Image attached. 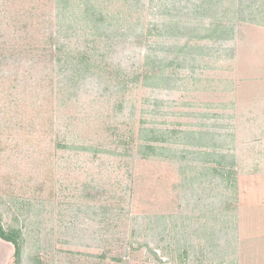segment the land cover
<instances>
[{"label":"rangeland","instance_id":"1","mask_svg":"<svg viewBox=\"0 0 264 264\" xmlns=\"http://www.w3.org/2000/svg\"><path fill=\"white\" fill-rule=\"evenodd\" d=\"M82 1L59 36L56 0H0V214L22 264H264V0H232L245 5L232 39L191 40L196 61L152 87L147 51L187 43L158 24L175 0L124 14L114 1L118 39L91 36ZM142 128L233 155L229 180L202 159L141 156ZM14 263L0 238V264Z\"/></svg>","mask_w":264,"mask_h":264},{"label":"trees","instance_id":"2","mask_svg":"<svg viewBox=\"0 0 264 264\" xmlns=\"http://www.w3.org/2000/svg\"><path fill=\"white\" fill-rule=\"evenodd\" d=\"M56 1V11L60 12V14L57 16L56 20L58 25L55 27L56 30L54 32L58 33L60 36L62 32H67L66 26L76 24L77 14L75 15L74 13L71 0ZM114 1H121L123 3V8L118 10L120 14H124V12L129 9V2H131L130 7L144 3L143 0H83L82 3L80 2L79 14L82 15L80 22L86 26V29L90 31L92 37L98 36L100 38L113 39V36L118 39L123 35L125 36V34L121 33L123 30L121 31L122 25L120 24L124 18L118 16L117 13L115 14L109 7L115 3ZM182 2L183 0H175L172 2L171 6L176 11L174 17L169 19L162 18L159 20L158 24L159 27L166 32L168 37L177 39L176 41L186 40L187 43L183 48L182 45L177 42H171L168 46L169 51H166L164 48L161 51L163 52L162 54L156 52L155 55H152L149 51H154L153 49L147 51L144 56V65H151L152 69L143 77V81L149 82L147 85H151L150 87L154 85L153 81L156 82L159 78L162 79L160 75H165L166 70L173 67L175 63H187L191 58L193 59L191 62L196 61L197 58L195 59L191 54H194L195 50L199 48L190 45L191 40L208 39L214 42L228 41L232 39L235 27H233V25H227V21L234 19L233 22L235 21L236 23V13L239 17H244L245 15L241 10L245 5L236 7V4L232 0H186V4H182ZM246 9L251 10L250 6L246 7ZM139 30H137L138 33H140ZM130 31L132 32L134 29ZM59 36L56 40L54 39L53 45L55 51L61 54L64 48L62 49V40L59 39ZM172 52H175L176 55L173 58H169L167 54ZM178 134H180L179 137L183 136L185 138L186 136H193L199 141V144L202 141H207L209 138V135H205V133L201 132L199 136H196V132L194 131H182L178 132ZM140 138L142 142L138 148L141 156L147 158H162L168 156V158L187 161L202 159L209 163H215L214 165H216V168L213 166V168L206 171L207 175L221 172V177L225 180H229L228 175H225V168L227 167L226 165L235 162V158L231 154L217 153L212 147L206 148L210 151H205L204 149H200L197 145H195V147H198V150L181 149L177 144L180 139L172 140L170 135H165L162 130L154 128H142L140 131ZM170 142L172 146L169 144ZM189 153L191 156H187ZM211 163L210 165H212ZM0 238L15 246L14 264H22L24 253L22 233L20 230L12 227L6 228L3 224L1 214Z\"/></svg>","mask_w":264,"mask_h":264}]
</instances>
